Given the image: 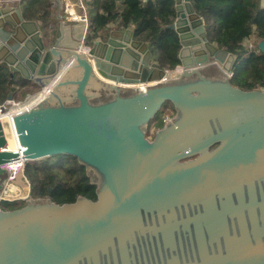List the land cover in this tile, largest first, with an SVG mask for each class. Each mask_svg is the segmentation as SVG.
Listing matches in <instances>:
<instances>
[{
  "label": "water",
  "instance_id": "1",
  "mask_svg": "<svg viewBox=\"0 0 264 264\" xmlns=\"http://www.w3.org/2000/svg\"><path fill=\"white\" fill-rule=\"evenodd\" d=\"M173 1V78L130 28L88 32L82 51L61 43L63 15L46 33L19 1L0 4V64L50 89L13 116L27 161L74 156L100 182L96 200L3 209L0 264H264V89L233 86L239 57L210 40L195 0ZM166 104L175 117L151 139ZM7 145L0 122V188L18 156Z\"/></svg>",
  "mask_w": 264,
  "mask_h": 264
},
{
  "label": "trees",
  "instance_id": "2",
  "mask_svg": "<svg viewBox=\"0 0 264 264\" xmlns=\"http://www.w3.org/2000/svg\"><path fill=\"white\" fill-rule=\"evenodd\" d=\"M23 1H27V5L22 3L27 18L44 22L50 19L53 8L50 0ZM120 3L122 9L119 12ZM195 6L206 17L210 40L243 60L244 66L242 62L236 65L230 81L232 85L244 90L264 87V54L257 46V50L244 46L247 37L254 32V26L255 36L264 38V9L259 0H195ZM174 14L173 0H95L90 35L96 36L114 21L125 28L133 26L135 36L150 44L158 63L172 70L180 64L178 53L181 48L178 34L171 28ZM217 75L220 76L218 72ZM28 83L25 79L17 80L5 64H0V104H4L9 95L14 99L19 89L32 93L27 88ZM34 93L36 96L39 91ZM169 111L165 113H172ZM163 125L156 116L150 123L149 132ZM23 172L34 199L52 200L58 204L75 202L82 197L97 199L100 183L94 181L89 166L74 156L57 155L28 161ZM24 202H4L2 206L4 210L14 209L25 205Z\"/></svg>",
  "mask_w": 264,
  "mask_h": 264
},
{
  "label": "crops",
  "instance_id": "3",
  "mask_svg": "<svg viewBox=\"0 0 264 264\" xmlns=\"http://www.w3.org/2000/svg\"><path fill=\"white\" fill-rule=\"evenodd\" d=\"M50 1L52 3V7H53L52 8V13L50 15V19L47 20V22H44V21H41V20H38V19H32V20H36L37 22H39V24L42 25L41 28L49 27L48 29L45 30V32L47 33V31H49L50 28H53L54 31H55V29L59 26V20L57 18L58 17L57 15L58 14L63 15L64 19H66V20H65V23H64L65 24V28L62 31V34L60 36L61 43L64 44V45H67V46H77L78 45V48H80L82 51H84V49H86L87 46H88L87 38H85V36L88 34V32L90 33V30H89L90 27L89 26H90V20H91L93 14H94L95 0H64V4H63L62 8L60 7V5H59L57 0H50ZM22 3L27 5V1L21 0L19 2V4H22ZM81 4L83 5V7H82ZM259 5H260V7L262 9L263 7H262V4H261V0H259ZM121 9H122V4L120 3V4H118V11L120 12ZM84 15H87V17H88V23L87 24L84 21L80 20V19L72 18L73 16H77L79 18V16H84ZM204 18L206 20V17H204ZM26 19H29V18L26 17ZM113 27H120V28L125 29V27L118 26L117 21H114V22H111L110 24H108L101 31H104V30H106L108 28H113ZM127 28H130V29H132L134 31L133 26L127 27ZM253 28H255V26ZM253 35H254L253 38L255 40L254 42L256 43V46H257L259 38H257L255 36V34H253ZM79 39L81 40V42L77 43V40H79ZM248 43H249V39L247 38L245 40V42H244V46L246 48H248ZM68 69L69 68H66L65 72ZM14 77L17 80H22L23 79L19 72H15L14 73ZM98 77L102 81H105V82H108L110 84H113V83H111V81H108L107 79L101 77L100 75H98ZM27 86H28L27 88L32 90V91L35 90V91H39V93L41 92V88L33 81H29ZM17 88H19V87H17ZM20 90H22V89H20Z\"/></svg>",
  "mask_w": 264,
  "mask_h": 264
},
{
  "label": "built area",
  "instance_id": "4",
  "mask_svg": "<svg viewBox=\"0 0 264 264\" xmlns=\"http://www.w3.org/2000/svg\"><path fill=\"white\" fill-rule=\"evenodd\" d=\"M16 1H19L20 2L21 0H0V4H2V5H4V4H11V3L13 4V3H16ZM82 7H83V5H82ZM72 18H74V19H80V20L84 21L86 24L88 23V17H87V15L79 16V18L77 16H73ZM255 29L256 28H254V32L251 33L247 37L249 39L248 48L250 50H252V49L257 50L256 43L254 42L255 40L253 38V36H254L253 34L255 33ZM228 76L230 78H233L234 72L233 71L230 72L228 74ZM155 84H157V83L155 81H153V82H150V83L146 84L145 86H152V85H155ZM134 87H136V86H134ZM49 91H50V89H46L43 93L35 96V98L33 97L34 99L32 98V99L28 100L27 102L23 101L25 103H22L21 101L20 102H16L13 99H8V100L14 106H18V108H16V109L13 110V111H15V114H16V113H19V112H23L25 110H28V109L32 108L33 106H35L37 103H39L41 100L44 99V97L49 93ZM1 105L2 104H0V108H1ZM3 114L4 113L2 111L0 113V122H1V116ZM170 116L171 117H175V114L165 113V115L162 118V121H163L164 125L167 124V121H170ZM17 140H18V138H17ZM18 144H19L18 145V149H20L21 153H23V155H24V147H22L19 142H18ZM3 150H11V149L7 145V148L6 149H3ZM11 151L18 152V150H11ZM18 157H19V153H18V156L16 158H13L11 161H9L7 163H4L2 165V167L6 170V173L3 176L2 181H1V188H0V212L3 210V206L2 205H3L4 202H13V201L18 200L17 199L18 193L15 192L14 190H12L11 183L16 179L19 171L21 169H23L24 164L26 162H28L27 159H26V156H25V159H23V160H18Z\"/></svg>",
  "mask_w": 264,
  "mask_h": 264
},
{
  "label": "rangeland",
  "instance_id": "5",
  "mask_svg": "<svg viewBox=\"0 0 264 264\" xmlns=\"http://www.w3.org/2000/svg\"><path fill=\"white\" fill-rule=\"evenodd\" d=\"M243 61V60H242ZM241 61V62H242ZM243 66H244V63L242 62ZM176 69V68H175ZM169 71H173L174 69H168ZM35 90L32 92L34 93ZM32 93H29V92H24L23 90H17L15 96H14V99L16 102H22V103H25L27 102L28 100L32 99L34 96H35V93L32 94ZM39 95V93L37 94ZM36 95V96H37ZM25 101V102H23ZM18 108V106H14L12 103L9 102V100L7 99L5 101L4 104L1 105V108H0V113L3 111L4 112H9L11 110H14ZM166 110H170L169 112H172V114H174L173 112L175 111L174 107L171 106L170 104H166L162 109L161 111L157 114V118H158V121H161L162 120V117L165 115V111ZM164 124V123H163ZM158 125V124H157ZM152 128V127H151ZM156 129H154L155 131ZM149 137L152 138V134L149 132ZM36 161H39V160H36ZM97 182H99V180H96ZM100 183V182H99ZM11 186H12V190H14L15 192L18 193V196H17V199L19 201H25L24 203H27V200L28 198H32V195H31V185L29 184V182L26 180L25 176H24V172H23V169H21L16 177V179L11 183ZM23 198V199H22ZM29 198V199H30Z\"/></svg>",
  "mask_w": 264,
  "mask_h": 264
},
{
  "label": "bare ground",
  "instance_id": "6",
  "mask_svg": "<svg viewBox=\"0 0 264 264\" xmlns=\"http://www.w3.org/2000/svg\"><path fill=\"white\" fill-rule=\"evenodd\" d=\"M67 68H70V67L68 66ZM178 71H180V69ZM176 74L177 73L175 71H171L168 74L167 78H173L174 76H176ZM150 82H153V80H151L149 82L147 81V82H141V83H136V84L135 83L134 84L126 83L125 85H128V86H145L146 84H148ZM14 115H15V111H13V110H11L9 112H4V114L1 116V123L3 125V129L5 132L7 141H8L9 148L11 150H18V153H19L18 160H23V159H25V156L23 155V153H21L20 149H18L19 144H18L17 135H16V131L14 128V124H13V116Z\"/></svg>",
  "mask_w": 264,
  "mask_h": 264
},
{
  "label": "flooded vegetation",
  "instance_id": "7",
  "mask_svg": "<svg viewBox=\"0 0 264 264\" xmlns=\"http://www.w3.org/2000/svg\"><path fill=\"white\" fill-rule=\"evenodd\" d=\"M205 73H206V75H208V76L211 77V78H215V77L218 76L215 68H210V69L206 70ZM254 89H261V90H263L264 87H262V86H258V87L254 88ZM251 90H252V89H251ZM167 105H168V104H167ZM149 130H150V125H149V127H148V137H149ZM155 131H156V130H155ZM155 131H150V133L152 134V138L154 137ZM152 138H151V139H152Z\"/></svg>",
  "mask_w": 264,
  "mask_h": 264
}]
</instances>
